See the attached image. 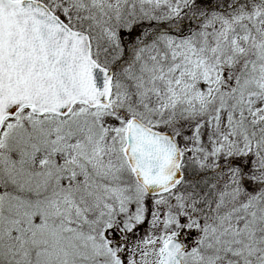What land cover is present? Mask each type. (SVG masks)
Here are the masks:
<instances>
[{
    "label": "snow or ice",
    "instance_id": "obj_1",
    "mask_svg": "<svg viewBox=\"0 0 264 264\" xmlns=\"http://www.w3.org/2000/svg\"><path fill=\"white\" fill-rule=\"evenodd\" d=\"M0 264H264V0H0Z\"/></svg>",
    "mask_w": 264,
    "mask_h": 264
}]
</instances>
